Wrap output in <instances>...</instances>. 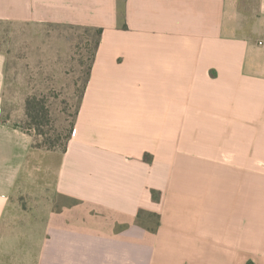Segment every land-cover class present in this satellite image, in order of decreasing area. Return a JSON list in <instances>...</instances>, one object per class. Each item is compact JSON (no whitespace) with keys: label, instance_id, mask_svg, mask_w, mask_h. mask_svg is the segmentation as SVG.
I'll return each mask as SVG.
<instances>
[{"label":"crops","instance_id":"crops-1","mask_svg":"<svg viewBox=\"0 0 264 264\" xmlns=\"http://www.w3.org/2000/svg\"><path fill=\"white\" fill-rule=\"evenodd\" d=\"M0 22L97 37L39 205L0 50V264H264V0H0Z\"/></svg>","mask_w":264,"mask_h":264},{"label":"rangeland","instance_id":"rangeland-1","mask_svg":"<svg viewBox=\"0 0 264 264\" xmlns=\"http://www.w3.org/2000/svg\"><path fill=\"white\" fill-rule=\"evenodd\" d=\"M96 42L93 29L0 22V50L7 53L8 100L2 117L27 133L28 164H43L42 183H28L27 206L54 195V169L74 131Z\"/></svg>","mask_w":264,"mask_h":264},{"label":"trees","instance_id":"trees-1","mask_svg":"<svg viewBox=\"0 0 264 264\" xmlns=\"http://www.w3.org/2000/svg\"><path fill=\"white\" fill-rule=\"evenodd\" d=\"M30 115V117H31V114H29Z\"/></svg>","mask_w":264,"mask_h":264}]
</instances>
